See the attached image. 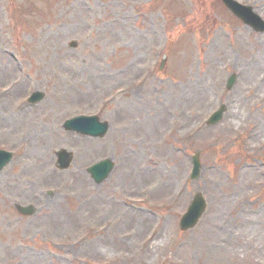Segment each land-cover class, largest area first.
Listing matches in <instances>:
<instances>
[{
  "label": "rangeland",
  "instance_id": "1",
  "mask_svg": "<svg viewBox=\"0 0 264 264\" xmlns=\"http://www.w3.org/2000/svg\"><path fill=\"white\" fill-rule=\"evenodd\" d=\"M241 1L264 19V0ZM244 25L221 0H0V148L18 151L0 172V264H264V31ZM162 51L167 62L153 71ZM117 87L129 90L100 116L106 137L64 129ZM35 91L46 96L28 108ZM221 104L223 120L204 125ZM60 149L74 152L63 171ZM107 158L115 168L98 185L87 169ZM196 193L207 211L181 231ZM131 195L148 199L140 211L124 204ZM30 202L44 209L14 207ZM213 222L217 233L206 230Z\"/></svg>",
  "mask_w": 264,
  "mask_h": 264
},
{
  "label": "bare ground",
  "instance_id": "2",
  "mask_svg": "<svg viewBox=\"0 0 264 264\" xmlns=\"http://www.w3.org/2000/svg\"><path fill=\"white\" fill-rule=\"evenodd\" d=\"M260 41H263L264 42V40H260ZM255 59H256V67H258V66H260V64H262V63H264V49L263 50H261V51H259V52H256V56H255ZM145 83V82H144ZM127 92L128 91H126L125 93H122V94H119L112 102H114L118 97H122V96H124V95H126L127 94ZM40 97L36 100L37 102H36V105L34 106V107H37V106H39L40 104H42V102L40 101ZM111 102V103H112ZM111 103H108V104H106V105H104V104H102V103H99V105H98V109H100L102 112L100 113V115L98 116V117H100L101 116V114H103V112L105 111V109L111 104ZM34 107H32V108H34ZM261 125H263L264 126V123H260V126ZM259 129V128H258ZM258 129L256 130V131H254V139H255V137L259 134V132L260 131H258ZM250 144H252V143H250ZM251 146H253V144L251 145ZM41 150L43 151V149L41 148ZM41 151V152H42ZM87 151V150H86ZM86 151H85V153H86ZM2 157L3 156H0V160L2 159ZM13 161V159L12 158H9V159H6L5 161H2L3 163H10V162H12ZM25 171H28V170H24V171H21L20 172V174H17V178L18 177H20V176H27L26 175V173H29V171L28 172H25ZM20 178H22V177H20ZM19 178V179H20ZM196 180V179H195ZM22 188L24 189V186H22ZM53 195H56V194H53ZM199 197L200 198H202V196L201 195H199ZM204 197V196H203ZM199 198V200H202V199H200ZM142 199V197H140V196H137V195H131V196H129L128 197V202H138V200H141ZM193 199V198H192ZM191 199V200H192ZM89 198H85V202L82 204V207L80 208V210L78 209V213L80 214V217L83 219V212L81 211L82 209H84L85 207H86V205H89ZM100 206H101V204H100ZM99 207V206H98ZM102 207V206H101ZM44 209V207L43 208H41V210H43ZM27 210H25V209H23L22 211H21V214H23L24 216L27 214ZM263 212H264V208H263ZM49 213L50 212H46L43 216L45 217H48L49 216ZM197 213V215L199 216V218L198 219H200L201 218V216H200V213L198 214V212H196ZM89 215H92V214H89ZM74 217V216H73ZM73 217H71V218H69L68 216H67V213L65 212V213H63L62 214V216H61V219H62V221L60 220L59 222V226L61 227V228H65V229H67L68 227H69V223H71V221H72V219H73ZM86 219H87V217H86ZM84 220H85V217H84ZM58 221H56V223H57ZM73 223H75L74 225H76L77 223H78V219H75L74 220V222ZM65 225V226H64ZM213 225H214V227H211V228H207L206 230H207V232H209V231H214L215 229H216V226H215V224H214V222H213ZM216 225H217V223H216ZM217 231L218 230H215L214 231V233H217ZM219 232V231H218ZM220 233L223 235V232L220 230ZM88 239V238H87ZM86 239V240H87ZM222 240H223V238H222ZM84 241H82L81 243H83ZM239 247H242V246H240L239 245Z\"/></svg>",
  "mask_w": 264,
  "mask_h": 264
},
{
  "label": "water",
  "instance_id": "3",
  "mask_svg": "<svg viewBox=\"0 0 264 264\" xmlns=\"http://www.w3.org/2000/svg\"><path fill=\"white\" fill-rule=\"evenodd\" d=\"M232 9L234 10V12H236L240 17H242L245 21H248L256 26L260 25L256 20L252 19L250 16L246 15L245 13H243L242 11H240L238 8L231 6ZM78 130H80L79 128H77ZM91 133V132H90ZM96 134V133H94ZM3 161V158L0 160V163ZM63 162V160H61ZM3 163V162H2ZM4 164V163H3ZM3 164H0V168ZM102 166H98L95 170V168H93V172L97 173L96 175L98 176V178H103V176L99 175L98 173L102 171ZM104 169L105 171H107L109 169V165H107L106 163L104 164ZM199 196H196L195 201L193 202L192 206L190 207V210L188 212V214L184 217L183 219V228H187L190 226H193L199 216L197 215L196 212H198V214L200 213V215L202 214V212L204 211L205 205H204V201L202 198V200H199Z\"/></svg>",
  "mask_w": 264,
  "mask_h": 264
}]
</instances>
